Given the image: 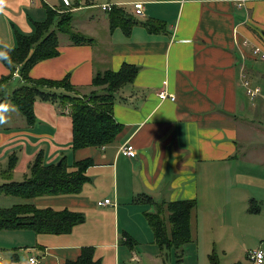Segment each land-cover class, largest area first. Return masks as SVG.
<instances>
[{
  "label": "crops",
  "instance_id": "obj_1",
  "mask_svg": "<svg viewBox=\"0 0 264 264\" xmlns=\"http://www.w3.org/2000/svg\"><path fill=\"white\" fill-rule=\"evenodd\" d=\"M138 1L142 17L134 14ZM110 4L136 19L128 32L110 29L109 11L101 9ZM80 12L87 14L75 19ZM51 13L70 14L72 32L91 43L76 45L57 32L58 55L35 64L31 78L68 76L88 95L97 72H116L124 63L138 72L116 95L113 117L122 131L101 148L72 153L68 107L36 100L33 125L7 107L14 110L3 113L0 125V185L22 182L40 152L45 165L63 157L69 165L88 159L93 165L76 196L0 195V209L33 205L84 216L65 235L0 231V264H31V258L35 264H67L87 247L101 264H155L160 259L146 218L154 203L195 201L190 224L196 240L206 212L218 214V199L240 197L247 209L252 201L264 204V86L254 85L263 91L254 99L242 86V75L254 84L264 77L252 55L255 47L264 49V0H0V49L16 47L18 35H33ZM9 73L0 60V79ZM17 75L0 88V100L19 87ZM163 91L175 100H162ZM127 143L135 149L133 158L119 153ZM11 156L17 163L7 177ZM105 199L114 205H97Z\"/></svg>",
  "mask_w": 264,
  "mask_h": 264
},
{
  "label": "trees",
  "instance_id": "obj_2",
  "mask_svg": "<svg viewBox=\"0 0 264 264\" xmlns=\"http://www.w3.org/2000/svg\"><path fill=\"white\" fill-rule=\"evenodd\" d=\"M70 14H50L43 24L35 26L31 36H17V46L13 49H0L7 52L8 59L0 58L9 70V75L0 79V88L14 79L18 73L20 85L9 97L0 100V108L13 105L25 118L28 125H33L35 116L33 105L36 100L57 104L60 108L68 107L72 120L73 139L72 153L88 147H104L114 143L121 133L122 126L113 117L116 95L120 89L131 84L138 68L124 63L121 68L112 72H97L92 79L94 89L88 95H82L73 86L69 77L60 81L33 79L29 76L31 68L38 62L58 55L57 32L69 35L76 45L90 44L91 40L72 32ZM110 29L123 28L128 32L136 24V19L122 8H113L108 13ZM151 32L156 31L154 25H148ZM0 112V118H3ZM2 123H0L1 125ZM4 175L10 177L16 165V157L9 158ZM93 165L91 160L66 163L65 157L58 163L45 165L44 155L40 152L29 166V173L22 182H7L0 185V195L33 199L43 196L77 195L87 181L86 171ZM8 179V178H7ZM147 201V198L144 197ZM149 201V200H148ZM151 203V200L149 201ZM155 212L146 215L148 226L153 231L155 244L160 251L178 249L180 261L184 246L193 240L192 215L197 204L195 201H176L170 203H154ZM256 203L251 202L248 211H259ZM84 222L81 213L67 209L37 208L33 205H15L8 209H0V231L30 230L36 234L65 235L75 226ZM94 250L83 248L81 255L74 262L67 264H101L94 259ZM210 264H219L216 253L209 256Z\"/></svg>",
  "mask_w": 264,
  "mask_h": 264
},
{
  "label": "rangeland",
  "instance_id": "obj_3",
  "mask_svg": "<svg viewBox=\"0 0 264 264\" xmlns=\"http://www.w3.org/2000/svg\"><path fill=\"white\" fill-rule=\"evenodd\" d=\"M86 14L87 12H80L75 16V19L78 16H86ZM257 64L262 66L256 67V70L264 73V61L258 59ZM258 81L261 82L254 84L251 80L250 86H264V77H260ZM243 90L246 94L245 88ZM261 94L263 91L257 97ZM224 194V191L220 193V195ZM227 194L230 195V193ZM215 202V207L219 210L218 214L213 215L206 212L204 232L201 233L199 240L192 237V242L184 246L181 260L176 262L180 255L179 252L175 253L178 249L160 251L155 244L153 249L158 253L160 259L155 264H210L209 256L213 252L216 253L219 264H251L248 258L250 252L261 249L264 253V204L256 203L259 211L251 213L240 197L230 196L228 201L218 199ZM249 203L247 202V204ZM212 219L215 221L211 222ZM141 248L150 249L148 245H142Z\"/></svg>",
  "mask_w": 264,
  "mask_h": 264
},
{
  "label": "built area",
  "instance_id": "obj_4",
  "mask_svg": "<svg viewBox=\"0 0 264 264\" xmlns=\"http://www.w3.org/2000/svg\"><path fill=\"white\" fill-rule=\"evenodd\" d=\"M247 1H251V0H239V4H243ZM101 9L103 11H110L111 12L112 6H111V4L105 5V6H102ZM133 10H134V14L136 17H142L143 16L142 15L143 14V4L141 2L138 1V2L134 3L133 4ZM244 45H246V42H244ZM252 55L257 60L259 59L261 61H264V49H261L259 47H255V48H253ZM16 75H17V72H15L14 76H16ZM242 86L246 90V95L251 99L256 98L258 96V94H260V89L250 86V82L246 78L245 75H242ZM159 97L162 100H164V99H171V101L175 100L174 96L169 95L165 91L161 92V94H159ZM119 153L124 157L133 158L135 155V149L133 148L132 145L127 143V144H125L119 148ZM97 205L98 206H111V205H114V203L110 199H105L101 202H98ZM248 258L251 261V264H264V253L261 251V249L250 252L248 254ZM30 263L35 264L36 261L33 258H31Z\"/></svg>",
  "mask_w": 264,
  "mask_h": 264
},
{
  "label": "clouds",
  "instance_id": "obj_5",
  "mask_svg": "<svg viewBox=\"0 0 264 264\" xmlns=\"http://www.w3.org/2000/svg\"><path fill=\"white\" fill-rule=\"evenodd\" d=\"M10 51V49H9ZM0 58H3V59H8V55H7V52H4V53H0ZM11 110H14V109H9V108H0V112H4V113H7ZM3 122V119L0 118V123Z\"/></svg>",
  "mask_w": 264,
  "mask_h": 264
}]
</instances>
